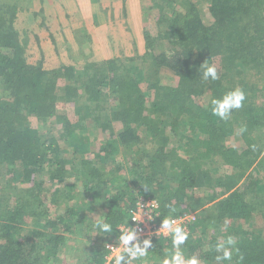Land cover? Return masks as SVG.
I'll use <instances>...</instances> for the list:
<instances>
[{"label":"trees","instance_id":"obj_1","mask_svg":"<svg viewBox=\"0 0 264 264\" xmlns=\"http://www.w3.org/2000/svg\"><path fill=\"white\" fill-rule=\"evenodd\" d=\"M158 1L154 8L164 30L157 39L167 41L169 49L154 53L157 39L144 30L141 60L151 61L157 75L162 70L172 74L175 82L170 86L156 77L149 81L142 69L130 75L117 58L88 62L77 73L65 66L46 70L47 52L43 49L41 56L33 44L20 39L15 27L19 14L12 12L6 18L0 8V82L8 93V98L0 99V182L6 189L12 187L13 194L0 192V264L58 263L68 241L65 234L84 218L77 203L51 217L53 208L59 211L60 201L76 200L71 181L82 183L84 193L92 191L91 201L104 199L107 211L100 219L113 228L105 234L108 239L128 219L137 197L157 199L163 220L199 209L197 204L183 211L179 206L186 202L188 190L215 183L218 189L204 210L214 216L208 223L209 216L201 217L198 226L191 227L181 246L185 256H196L201 264H216V244L231 236L244 257L240 264H264L263 232L245 228L254 212L263 214L264 220V201L254 208L245 200L247 190L239 185L245 179L254 192L264 194V144L259 142L264 136V94L246 80L264 72V0H204L206 15L189 0L181 1L187 2L185 12H177L173 0ZM67 7L62 11L68 12ZM67 12L63 18L73 19ZM55 21L61 26L60 17ZM205 61L216 68L217 80L202 78L200 67ZM236 89L244 92L242 106L224 120L214 116L211 100ZM207 93L208 103L200 105L197 99ZM31 118L41 128L32 127ZM92 135L101 141H94ZM175 138L184 142L182 159L167 152L168 141ZM230 138L237 141L228 144ZM95 142L100 150L92 149ZM144 142L154 146L145 165L133 159ZM115 145L134 152L136 165L128 192L103 189L116 176L121 178L120 165L112 168ZM215 159L230 174L213 179L218 169L210 164ZM171 176L176 182L173 190L162 183L168 184ZM44 194L50 196V208ZM31 220L42 229L31 228L24 234ZM195 228L202 238L193 240ZM221 229L223 239L216 233ZM209 232L205 248L202 239ZM148 251L152 264H160L173 251L170 237L154 241ZM92 253L89 264H102L104 245ZM237 259L234 254L224 264H237Z\"/></svg>","mask_w":264,"mask_h":264},{"label":"rangeland","instance_id":"obj_2","mask_svg":"<svg viewBox=\"0 0 264 264\" xmlns=\"http://www.w3.org/2000/svg\"><path fill=\"white\" fill-rule=\"evenodd\" d=\"M72 1L77 0H0V8L3 11V14L6 18H10V14L12 12H15V15L19 14V17L15 20V27L20 31V39L24 44L34 45L33 48L36 49V51H41V56L43 55L42 52H47V61L44 63V69L46 70H54L59 69L62 66L72 68L76 73L83 69V67L88 63L92 61H105L113 58L119 59L123 66L126 67L125 70L129 71L130 75H136L137 71L142 69L143 74L145 77L149 78V81L153 82L157 78L158 81L161 82L163 85H173L175 82L174 77H172V74L167 73L166 71L162 70V72H159V75L155 73V68L151 61L143 62L141 60V57L144 55V39H143V31L146 30L149 32L151 36L157 39L158 34L160 31L164 30L163 25L158 24V10L154 8V4L158 0H140L141 4V24H142V37H141V43H139V46L137 48V45L135 44L133 32H130L129 25H126V13L125 20L123 17V22L125 26V32L123 31V27L121 26L120 22L116 24L115 30H113V34H110L108 36V40H105V37L97 40L96 42H99L100 45H96V43L91 40L90 38L94 34V30L92 31L88 29V26L80 23H74L72 22L73 19L70 20V18H63L64 14L62 11L63 7L66 5H69ZM79 1V0H78ZM93 1V0H92ZM105 3H109L110 0H104ZM162 1V0H159ZM158 1V2H159ZM175 5L174 9L177 12H185L187 7V2H184V4L181 3L183 0H173ZM187 1V0H186ZM188 2L196 3V5L200 6L199 9L202 13L206 15L207 7L204 3V0H189ZM43 8V12H42ZM108 7H105L104 9V16H109L105 10ZM41 9V10H40ZM170 10V8H168ZM21 11V12H20ZM26 15H23V14ZM61 15V16H60ZM15 17V18H16ZM58 17H60V23L61 26L58 27L57 20ZM132 17V15H131ZM89 18V17H88ZM88 18H84L88 19ZM96 21H99V18L95 17ZM95 25H97V22H94ZM98 26V25H97ZM118 32L121 34L122 38L118 37V35L114 34ZM110 32L107 33L109 35ZM127 33V35H126ZM96 35V34H95ZM124 35V38H123ZM80 41V43L78 42ZM76 43V44H75ZM87 44V45H84ZM156 47H154V53H164L165 51H168L169 45L167 41H161L159 39L156 40L155 43ZM45 51H44V50ZM82 49V50H81ZM78 57H80V61H78ZM112 57V58H111ZM246 80L250 82L249 85L256 84V87L263 90L264 94V72L261 76H259L257 79L246 77ZM143 81V80H142ZM140 87L143 91L146 90V85L144 82H141ZM61 90V89H60ZM58 91L59 93L61 91ZM7 91H5L2 88L1 82H0V99H6ZM209 99V94L202 95L199 99H197L198 103L200 105L207 104ZM259 101H263V99H260ZM59 104H63L60 102ZM60 105V106H61ZM65 107H68L65 105ZM69 108V107H68ZM66 108V109H68ZM62 110V108H59ZM63 108V110H66ZM31 126L32 127H40V124H37L35 119H30ZM49 127V126H48ZM94 129V128H92ZM91 129V130H92ZM167 133V132H166ZM264 133V128H263ZM93 136V135H92ZM94 141L98 139L97 141H101L100 138L94 137ZM234 141H237V138H230L228 140L229 143H234ZM260 146L264 144V136L260 139ZM97 142L92 143L93 147L92 149L100 150L101 145H96ZM183 140H180L179 138L171 139L167 143V152L173 153L178 158L182 159L186 155L184 154V146H183ZM143 145L140 146V151L138 154H135L136 158H133V153H129V151L125 150L121 146L115 145L113 147L114 149V160L116 161V164H112V168H115L117 164L120 165V177L116 176L112 181H110L103 189L108 191V193H115L116 191L118 193L129 191L128 187L131 185L129 183L130 181V174L132 171V168L136 165V163L146 164V161L148 158L146 156H150V154L153 153L152 144L144 142ZM138 149V148H137ZM93 158L92 156H90ZM132 158L134 161L136 160V163L132 161ZM216 161L211 165L213 168H217L218 172L215 174L213 173L212 178H218L219 176L230 174V172L226 169V167H223L221 165V162L218 159H215ZM144 173H146L144 169ZM252 173V172H251ZM261 177L263 179L264 177V170L262 171ZM173 176L170 177L169 183H165L163 180L162 183H164V186L173 190L175 189L176 182L172 180ZM99 180V179H98ZM71 181V180H69ZM68 181V182H69ZM74 183V184H73ZM69 187L73 191L75 195H77L76 200L74 201H60L58 205L60 204L59 211H56L55 208L51 210V217H55L58 214H63L65 211H69V208L72 206V204L77 203V211H80L84 218L80 219V222L78 225L74 224L71 226V232L69 234H65V236L68 237V241L66 243V246L61 249V255L59 256L58 263L53 264H89L90 263V257L93 256V251L98 250L99 247L103 246L105 241L108 239V236L101 233L100 235H96L95 231L93 230V225L95 224L97 219L102 218L105 212L107 211L105 209V206L102 205L104 202L103 198L97 200L92 199L89 196L91 195V192L84 193L83 192V185L80 182H69ZM215 183H212L211 186H208L207 188H203L201 190H188L186 198H184V203L180 204V209L186 210L190 209L188 206L197 204L199 206V209L194 210L193 212L198 213V220L201 217H208V221L213 218L214 214H208L205 212V208L211 204L210 197L213 195L218 188L214 186ZM240 186L243 185V188H245L248 192V195L245 196V200L248 201L250 205H252L254 208H256L261 201H264V194H261L259 192H254V186L250 181L241 180ZM215 188V189H214ZM251 189V191L248 190ZM54 189V187H53ZM52 189V190H53ZM135 189V188H133ZM12 187L10 189L5 188V183L3 181L0 182V192H9L11 197H13ZM84 194H83V193ZM88 195V198L85 196ZM114 195V194H113ZM44 196L49 197L48 206L49 208L52 206L50 205V196L49 194H44ZM48 199V198H47ZM71 202V203H70ZM210 203V204H209ZM176 205V203H174ZM81 210H80V209ZM205 212V213H204ZM263 215V214H262ZM259 212H254L253 220L251 223H245V228L259 232L258 230H261L264 234V220ZM197 220V221H198ZM32 223V224H31ZM28 224V226L24 227V230L22 231L24 234H28V231L32 229H36L37 226L34 222ZM203 223H206L204 221ZM210 224V223H209ZM77 226V228H74V226ZM198 226L197 223L194 224L192 227ZM38 230H41V226L37 228ZM198 229V228H197ZM191 228L189 230V233H191ZM223 229L220 230V232H216L217 235H219L220 239H223L220 235L223 232ZM47 231V230H43ZM213 233V230H211ZM209 232L207 237H204L202 241H204L205 248L207 246V242L210 239ZM99 237V238H98ZM101 237V238H100ZM193 240H197L198 238H202V235H200V231L196 230L192 234ZM134 264H140L139 261H136ZM146 264H152V261L150 258H146Z\"/></svg>","mask_w":264,"mask_h":264},{"label":"clouds","instance_id":"obj_3","mask_svg":"<svg viewBox=\"0 0 264 264\" xmlns=\"http://www.w3.org/2000/svg\"><path fill=\"white\" fill-rule=\"evenodd\" d=\"M203 68L202 78L204 80L211 79L213 81L218 79L216 68L209 66L206 61L201 65ZM245 100L244 92L240 89H236L228 92L222 99H212V113L214 116L221 120L228 117L229 113L233 109H239ZM243 131V129H241ZM147 190V189H146ZM151 205L154 209L159 208V203L152 200ZM174 212L175 209H172ZM141 214L137 213L133 215L131 221L134 225H138L141 221ZM128 221L126 220L119 226V246L112 247L107 246L111 252L108 257L109 264H134L139 261L140 264H146V258L148 256V249L152 247L150 239H144L143 241L137 240L135 229L128 227ZM93 230L96 235L101 233L107 234L113 231L112 225L105 222L104 219H97L93 225ZM157 233H162L171 239V245L173 251L165 256L160 264H201L196 256L186 257L181 246L188 240L189 233L185 228L175 219L165 218L161 220L160 228ZM137 241L136 243H132ZM131 245V246H129ZM142 245V246H141ZM236 241L233 237L229 236L222 242H218L215 246V252L218 253L215 256L216 264H224L225 261H232L233 255H237V264L243 261L244 257L239 254V248L236 246Z\"/></svg>","mask_w":264,"mask_h":264},{"label":"crops","instance_id":"obj_4","mask_svg":"<svg viewBox=\"0 0 264 264\" xmlns=\"http://www.w3.org/2000/svg\"><path fill=\"white\" fill-rule=\"evenodd\" d=\"M105 7H108L105 10L108 14H110L108 17L104 16ZM67 9L68 12L64 11L63 13L65 14L67 12L69 15L73 16L72 22H78L81 25L85 23L88 26V29H90L91 31L92 29L94 30V34L90 39L93 40L96 45H100L99 42H96L97 40L99 41L104 37L105 40L109 39L108 36H110V34H113V30H115L116 24L118 22H120L122 27L124 26L123 21L125 20V12L126 20L128 22L126 23V25H129L128 29L130 30V32H133L132 34L137 48L139 46V43H141L142 13L140 0H110L109 3H105L104 0H77V4H69ZM64 14L62 15L64 16ZM85 17L89 18L83 20ZM95 17L99 18V21H96ZM94 22H97L98 26L95 25ZM123 28V31L125 32V26ZM108 32H110L109 35H107ZM114 34L118 35L119 33L116 32ZM118 37L122 38L121 34H119ZM84 45L87 44L84 43Z\"/></svg>","mask_w":264,"mask_h":264},{"label":"built area","instance_id":"obj_5","mask_svg":"<svg viewBox=\"0 0 264 264\" xmlns=\"http://www.w3.org/2000/svg\"><path fill=\"white\" fill-rule=\"evenodd\" d=\"M152 200L159 203V201L155 198H147L145 196H139L134 201L133 206L128 210V227H132L135 229L137 240L143 241L144 239H150L151 243L154 241H158L160 239L169 238L168 236L157 233L158 229L160 228V204L159 208L154 209L151 205ZM140 213L141 221L138 225H134L131 221L133 215ZM172 219L177 220L180 224L185 228V230L189 233L190 228L197 223L198 220V213L197 212H188L185 211L175 217H170ZM119 224L116 227V231L110 238L104 243V256H103V263L102 264H109L108 257L110 255L111 250L107 246L118 247L119 241L118 236L119 232ZM137 241H133L132 243H136ZM131 246V245H129ZM142 246V245H141ZM135 263V262H134ZM122 264L124 262L122 261Z\"/></svg>","mask_w":264,"mask_h":264}]
</instances>
